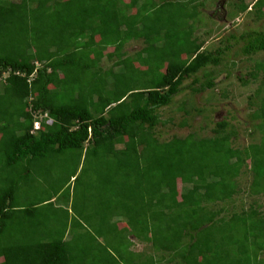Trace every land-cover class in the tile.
Here are the masks:
<instances>
[{"label": "trees", "instance_id": "16d2710c", "mask_svg": "<svg viewBox=\"0 0 264 264\" xmlns=\"http://www.w3.org/2000/svg\"><path fill=\"white\" fill-rule=\"evenodd\" d=\"M206 1L0 0V264H264L262 205L239 196L249 173L264 197V59L240 77H261L259 141L235 147L227 120L158 129L186 80L217 86L232 41L264 53V0H211L263 19L213 50L196 35Z\"/></svg>", "mask_w": 264, "mask_h": 264}, {"label": "rangeland", "instance_id": "374dc122", "mask_svg": "<svg viewBox=\"0 0 264 264\" xmlns=\"http://www.w3.org/2000/svg\"><path fill=\"white\" fill-rule=\"evenodd\" d=\"M206 8L202 9L203 18L196 24V35L201 36L204 42V48L213 50L216 47H223L221 40L225 39L231 33L240 34L243 30L259 28L263 24V19H257L252 14L240 13L232 20L225 19V13L220 11L224 3L217 1L216 6L211 4V0L205 2ZM238 24V25H237ZM210 32L209 34H206ZM206 34V35H205ZM232 49L228 60L219 67H210L215 73V82L217 86L214 89H207L202 93H197L192 86L200 87V84L191 85L193 79L189 78L184 82L182 91L173 99L172 103L159 110L161 119L167 121L165 125L160 124L158 129L164 138L172 136L184 137L190 133L198 136H212V129L215 127V121L227 120L229 128L235 127L238 132L235 147L244 148L252 142L260 140V132L253 128V122L250 120L253 107L252 101H259L262 93L256 96V90L261 80H251L249 84L243 85L240 77H246L255 66L257 60L264 59V53L253 56L244 55L241 51L243 42L232 41ZM142 41H133L127 45L126 50L132 54L143 48ZM113 49L110 48L109 51ZM235 66H232V61ZM105 66L111 65L107 60ZM229 71V73H228ZM201 76V75H200ZM202 77V76H201ZM251 96V99H250ZM256 123V121H255ZM251 174L244 173L239 177V184L242 194L239 195L243 200L245 208L249 207L253 201H259L264 211V197H251L245 190L248 188ZM184 190V187H183ZM149 245L135 240L134 250L138 252L149 253Z\"/></svg>", "mask_w": 264, "mask_h": 264}, {"label": "built area", "instance_id": "2783aa9c", "mask_svg": "<svg viewBox=\"0 0 264 264\" xmlns=\"http://www.w3.org/2000/svg\"><path fill=\"white\" fill-rule=\"evenodd\" d=\"M35 124H36V125H35L36 128H39V127H40V122H36Z\"/></svg>", "mask_w": 264, "mask_h": 264}, {"label": "clouds", "instance_id": "9594fccd", "mask_svg": "<svg viewBox=\"0 0 264 264\" xmlns=\"http://www.w3.org/2000/svg\"><path fill=\"white\" fill-rule=\"evenodd\" d=\"M36 122H40V121H38V120H35V123H36ZM35 125H36V124H35ZM35 125H34V128H35V129H39V128H40V127H39V128H36V126H35ZM40 126H41V124H40Z\"/></svg>", "mask_w": 264, "mask_h": 264}, {"label": "flooded vegetation", "instance_id": "af4514ba", "mask_svg": "<svg viewBox=\"0 0 264 264\" xmlns=\"http://www.w3.org/2000/svg\"><path fill=\"white\" fill-rule=\"evenodd\" d=\"M221 9V8H220Z\"/></svg>", "mask_w": 264, "mask_h": 264}]
</instances>
